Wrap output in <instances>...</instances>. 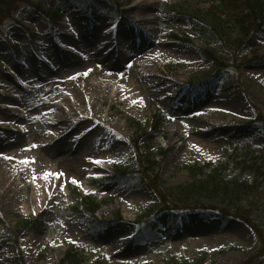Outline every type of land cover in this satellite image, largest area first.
<instances>
[{"label":"rangeland","instance_id":"1","mask_svg":"<svg viewBox=\"0 0 264 264\" xmlns=\"http://www.w3.org/2000/svg\"><path fill=\"white\" fill-rule=\"evenodd\" d=\"M87 1L90 5L83 6L76 0H20L10 9L18 12L0 24V264H59L70 250L83 264H221L228 259L229 264H264V239L243 219L228 215L219 199L202 198L201 208L164 207L154 191L120 188L117 178L122 170L151 161L160 188L176 198L181 189L223 167L224 180L251 186L239 206L249 209L264 230V179L258 171L264 166V125L258 122L264 121V34L256 33L253 45L241 49L234 26L228 38L214 36L209 19L219 0L137 5L112 0L98 12L91 7L95 0ZM145 4L149 7L142 10ZM58 10L62 19L54 20ZM94 20L104 33H124V51L135 52L131 42L136 39L142 49L112 72V64L91 51L83 65L100 73L84 79L71 76L83 72L81 66L71 72L51 64L42 72L31 68L29 60L48 46L54 31L65 27L78 34ZM131 33L134 38L127 36ZM81 45L87 43L81 40ZM206 50L226 61V71L215 88H196L217 71ZM104 82L111 96L85 103L104 113L94 138L88 136L79 153L63 150L80 139L84 128L63 139L58 127L73 122L87 86ZM233 87L239 90H229ZM154 113L163 125L159 121L152 130ZM57 117L70 120L56 124ZM76 157L92 168L84 176L72 174L69 186L59 185ZM196 167L202 174L195 176ZM88 199L101 205L96 214ZM42 213L47 214L45 226L22 228L26 218ZM211 223L216 229L204 235L200 230ZM140 226L149 234L142 243L136 240Z\"/></svg>","mask_w":264,"mask_h":264},{"label":"trees","instance_id":"2","mask_svg":"<svg viewBox=\"0 0 264 264\" xmlns=\"http://www.w3.org/2000/svg\"><path fill=\"white\" fill-rule=\"evenodd\" d=\"M107 1L108 0L101 2L97 0L93 4V7L99 10L101 5L107 4ZM17 2L19 3L20 0H0V21L9 15L10 9H12L11 7ZM219 4L220 6H216L217 8L213 7L211 10L213 14L210 13L211 19H209L211 24L210 28L214 36H217L219 39L223 37L228 38L231 34L229 32V27L234 26L239 36L235 44H237L238 49H241L246 44L253 45L252 39L255 37L256 33H259L258 35L264 34V0H219ZM223 17H225L224 20H227V23L223 21ZM205 56L208 61L213 63L217 71L214 72V76L209 78L206 83H200L199 86L210 85L213 88L218 85L221 73L226 71V61H223L209 50L205 51ZM229 90H239V87H233ZM258 122L264 125L262 118H259ZM158 126L159 122L156 121L155 129ZM149 162L150 165L147 167L139 164L137 170H123L119 172L120 184L132 191L143 188L152 190L159 195L162 206L166 207L169 206L170 203H174L177 205V209H179V205L201 208L202 206H199V204L202 198H217L226 205L225 212H227L228 215L243 219L253 231H256L259 236L264 239V230L252 220L251 211L239 206V204L245 200V196L251 192V186L224 180L222 177L223 167L213 168L212 172L206 175L204 180L199 182L195 181L193 184L181 189V192L175 198L171 193H167L160 188V178L153 173L155 164L151 161ZM202 170L203 169L196 167V172L193 171V173L197 176L202 174ZM258 171L262 174L264 179V166H259ZM88 205L93 214L99 209V204L95 201H89ZM24 224L25 228L35 224H43V216L36 220H26ZM101 224L100 222H95V225L98 227H100ZM97 226L93 229L98 228ZM60 264H83V261L75 253L69 252L66 259Z\"/></svg>","mask_w":264,"mask_h":264},{"label":"bare ground","instance_id":"3","mask_svg":"<svg viewBox=\"0 0 264 264\" xmlns=\"http://www.w3.org/2000/svg\"><path fill=\"white\" fill-rule=\"evenodd\" d=\"M135 4H143L144 2L148 3V0H135ZM146 6H142V10H145L146 8H148V4H145ZM100 27H102L101 22H99V20H94V22L89 24V27H86L85 29H82L81 32L78 34H70L68 31V29H66L64 27V29L60 30L57 29L56 32L54 31V34L49 35L48 39H50V42L48 43V46H42V48L40 49L39 52H37L34 56H32V59L29 60L30 64H31V68L34 70H39L42 72L43 70V66H45L44 62V58H49L52 55L51 53H54L53 55V59L56 60V63L59 64V66H56L54 62H51L50 64H52L54 66V70L55 69H60L63 72H71V71H75L78 66H81L80 68L85 69L83 72L81 73H74L73 77L79 78L80 75L82 76V78H88L91 77L93 75H98L100 72L98 71L99 69L95 70L91 67H87L84 66V62L83 60H80L78 58H76L69 50L73 51L74 53H76L77 51H81L82 53H84V55L87 54V58L86 60L90 61L91 59V51H94L95 53L101 54V58L102 61L107 60V63H111L112 66L108 65V71H113L119 67L116 66H121L122 63H124L126 60L131 59L134 57V54L137 53V51H140L142 49L141 45L139 46V39L134 40L133 42H131L132 44L136 45L135 47V52L132 53V50L129 51H124L125 48V44L123 43L124 40V33H122L121 31H117V32H109L106 31L105 33L100 30ZM58 32V33H57ZM134 34L131 33L130 35L128 34L127 36L130 38H134L133 36ZM59 39H61L64 44H61V41H59ZM81 40L85 41L87 43L86 47L81 45ZM139 46V47H138ZM137 50V51H136ZM132 53V54H130ZM146 57L141 58L142 60H145ZM82 61V62H81ZM48 63V62H47ZM54 63V64H53ZM88 68V69H87ZM31 69V70H32ZM79 69V68H78ZM21 73H23V67H21ZM13 73H10V76ZM16 74V73H15ZM71 77L70 79H68L67 77L65 78V80L67 81H73L74 78ZM9 77H6V79H8ZM112 80V78H109ZM108 82L107 83H103L100 85H94V86H87L85 88L84 93H81L79 95V106L80 109L79 111H75L74 110V119L72 118V121L69 125H65V123H63L62 126H59L57 131V135H60L61 137H63V139H66L68 134L72 133L75 130H78L81 128L82 132L80 134V139L74 140L70 146L66 145L64 146L63 150H73L75 149L77 151V153H79V148L82 145V142H84L88 136H90V138H94V135H92L93 133H95V131H97V125H99V120L101 122L104 121V113L101 111H95V109L90 108V106H86V101L90 100V101H94L97 99H100L102 97V94H107L106 97L109 98L112 94V90L111 88H109L108 86ZM122 86V85H121ZM123 87V92L126 91V93H128V89H126L124 86ZM119 91H121V87L119 88ZM124 98L127 99L129 98V95L126 96V94L124 95ZM101 112V113H100ZM93 115V118H90V116ZM224 113H220L219 116L223 117ZM70 117H64L62 119H60V117H57L55 119V121L57 123L61 122H67L69 121ZM105 119H107L105 117ZM206 121V120H205ZM204 121V122H205ZM77 122H79L77 124ZM76 124V125H74ZM65 125V126H64ZM110 132L107 133V136H109ZM196 135L198 134L197 132H195ZM62 139V140H63ZM1 142V140H0ZM44 143V142H42ZM41 143V145H42ZM117 144H121L120 140L116 141ZM11 145L12 147L15 146V144H8ZM7 145V146H8ZM10 147V146H9ZM70 147V148H69ZM28 163H24V166H22L23 169L27 168ZM68 170L66 171L67 173V177L65 178H61L60 184L59 185H66L69 186L71 181H72V174L75 175H80V176H84L86 174V171L89 168H92V164L89 163V161L83 159H78L77 157L73 159V161L71 162V164H68ZM101 169V167H100ZM103 169V168H102ZM38 172L39 174L41 173L40 168L38 167ZM23 176H21V180ZM77 178V177H76ZM40 181H43V177L40 174ZM134 203H132L130 205V207H134L135 206V201H133ZM216 229V225L214 223L211 224H205V226L200 230L201 232H204L203 234H208L206 232H212L213 230ZM206 236H212V235H206ZM211 242V240H209ZM232 259H228V260H223L221 264H229V262H231Z\"/></svg>","mask_w":264,"mask_h":264},{"label":"snow or ice","instance_id":"4","mask_svg":"<svg viewBox=\"0 0 264 264\" xmlns=\"http://www.w3.org/2000/svg\"><path fill=\"white\" fill-rule=\"evenodd\" d=\"M96 163H100L99 161H97ZM74 183H75V181H74Z\"/></svg>","mask_w":264,"mask_h":264}]
</instances>
